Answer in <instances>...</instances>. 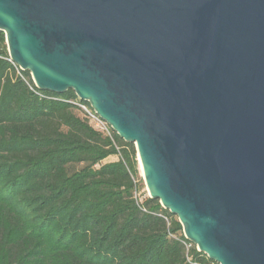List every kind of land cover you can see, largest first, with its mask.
I'll return each mask as SVG.
<instances>
[{
	"label": "water",
	"instance_id": "obj_1",
	"mask_svg": "<svg viewBox=\"0 0 264 264\" xmlns=\"http://www.w3.org/2000/svg\"><path fill=\"white\" fill-rule=\"evenodd\" d=\"M9 56L127 143L218 264H264V0H0Z\"/></svg>",
	"mask_w": 264,
	"mask_h": 264
},
{
	"label": "trees",
	"instance_id": "obj_2",
	"mask_svg": "<svg viewBox=\"0 0 264 264\" xmlns=\"http://www.w3.org/2000/svg\"><path fill=\"white\" fill-rule=\"evenodd\" d=\"M82 106L37 87L0 30V264H218L142 198L136 145Z\"/></svg>",
	"mask_w": 264,
	"mask_h": 264
},
{
	"label": "built area",
	"instance_id": "obj_3",
	"mask_svg": "<svg viewBox=\"0 0 264 264\" xmlns=\"http://www.w3.org/2000/svg\"><path fill=\"white\" fill-rule=\"evenodd\" d=\"M84 110L92 117L94 120L95 126L98 129L103 130L106 134L110 135V129L108 128V123L100 116L97 115L94 111L90 110L87 106H82Z\"/></svg>",
	"mask_w": 264,
	"mask_h": 264
},
{
	"label": "rangeland",
	"instance_id": "obj_4",
	"mask_svg": "<svg viewBox=\"0 0 264 264\" xmlns=\"http://www.w3.org/2000/svg\"><path fill=\"white\" fill-rule=\"evenodd\" d=\"M115 159H118V156L117 155L109 157V159H107V161H113ZM138 164H139V171L141 172L139 160H138ZM141 175H142V172H141ZM142 192H144V195H142V198L143 197H146L147 195H149V192H148L147 187Z\"/></svg>",
	"mask_w": 264,
	"mask_h": 264
}]
</instances>
